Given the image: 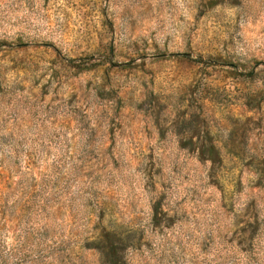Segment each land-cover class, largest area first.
<instances>
[{"label":"rangeland","instance_id":"obj_1","mask_svg":"<svg viewBox=\"0 0 264 264\" xmlns=\"http://www.w3.org/2000/svg\"><path fill=\"white\" fill-rule=\"evenodd\" d=\"M0 264H264V0H0Z\"/></svg>","mask_w":264,"mask_h":264}]
</instances>
